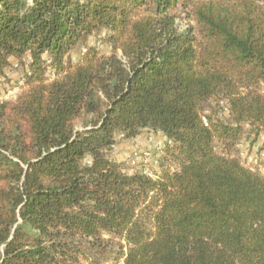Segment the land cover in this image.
<instances>
[{
	"label": "trees",
	"instance_id": "trees-1",
	"mask_svg": "<svg viewBox=\"0 0 264 264\" xmlns=\"http://www.w3.org/2000/svg\"><path fill=\"white\" fill-rule=\"evenodd\" d=\"M24 58L0 264H264V175L237 156L264 135V0H0V80ZM144 130L167 137L150 173L111 157Z\"/></svg>",
	"mask_w": 264,
	"mask_h": 264
},
{
	"label": "rangeland",
	"instance_id": "rangeland-1",
	"mask_svg": "<svg viewBox=\"0 0 264 264\" xmlns=\"http://www.w3.org/2000/svg\"><path fill=\"white\" fill-rule=\"evenodd\" d=\"M187 26L186 20H179L178 27L180 30ZM90 43L95 44V39H91ZM102 47V46H101ZM78 51L74 57L77 58ZM17 59H12V65L6 69L7 79L0 80V99L14 101L23 91L24 78L27 68L24 63ZM49 79L54 74L48 71ZM228 116V113H223ZM251 138H253L251 136ZM246 137L243 143L238 145L237 156L241 162L254 170L260 171L264 175V135L256 142ZM167 142V137L161 131L144 130L135 138H121L111 152L114 160L122 163L128 170L143 167L146 172L150 173L160 169L159 158L162 155L163 148Z\"/></svg>",
	"mask_w": 264,
	"mask_h": 264
}]
</instances>
